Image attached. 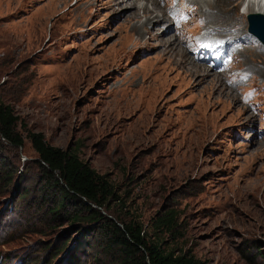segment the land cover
<instances>
[{"label": "rangeland", "instance_id": "1", "mask_svg": "<svg viewBox=\"0 0 264 264\" xmlns=\"http://www.w3.org/2000/svg\"><path fill=\"white\" fill-rule=\"evenodd\" d=\"M109 1L0 0V101L22 140L0 154L29 169L19 190V174L0 183V264H100L81 228L50 221L38 202L29 132L105 177L116 197L105 215L146 224L169 206L182 225L178 246L204 264H264V45L248 33L244 7L245 48L224 77L194 60L205 40L195 5L185 1L193 17L183 26L167 16L191 56L161 44L164 25L144 27L142 0ZM158 3L179 10L178 0ZM250 41L263 54L248 53ZM61 240L70 242L59 254Z\"/></svg>", "mask_w": 264, "mask_h": 264}, {"label": "trees", "instance_id": "2", "mask_svg": "<svg viewBox=\"0 0 264 264\" xmlns=\"http://www.w3.org/2000/svg\"><path fill=\"white\" fill-rule=\"evenodd\" d=\"M17 125L18 118L12 109L0 101V151L1 144L5 143L21 147L22 140L15 133ZM26 138L37 155L34 165L39 185L35 190L39 192L38 202L48 210L50 221L58 219L61 226L69 224L81 228L85 233L83 240L98 252L95 258L100 256L97 258L100 264H204L191 251L178 246L183 233L174 209L165 206L146 224L134 217L111 218L103 211L108 210L109 198L116 197L104 176L83 163L76 150L52 147L41 134L29 132ZM13 164V161L6 162L0 154V183L7 186L19 174L15 182L19 190L20 179L29 169L26 165L18 167ZM30 191L29 186L21 187L22 196ZM84 224L93 225L88 227L95 228L93 234L84 228ZM90 238L94 244L88 241ZM69 242L61 240L57 252L61 254ZM50 261L47 260V264Z\"/></svg>", "mask_w": 264, "mask_h": 264}, {"label": "bare ground", "instance_id": "3", "mask_svg": "<svg viewBox=\"0 0 264 264\" xmlns=\"http://www.w3.org/2000/svg\"><path fill=\"white\" fill-rule=\"evenodd\" d=\"M129 2L131 0H128ZM126 2L125 0H111L110 3L115 4V7L126 6L129 2ZM133 1V0H132ZM138 1V0H137ZM143 1V13H149L148 17H144L145 25L144 27H148L149 22L152 20L154 21L152 26H165V33L169 32V38L160 40L161 44L164 45L167 42H170L175 44L177 47H179V36L172 35L171 38V29H173V24L167 19V16H169L172 12V9H167L166 14V8L160 7L158 0H142ZM173 1V0H171ZM179 4L185 8V1L188 4H191L192 6H196L197 11V21L199 23V26L203 31L202 38L207 40L208 42H212V45H215V48L213 51L217 54L222 55V57L231 56V60L227 61L223 65V75L226 76V72L229 70L231 63L233 60H235L236 53H239L240 50L244 51L245 44L243 42L242 36L246 34L245 32V25L243 23V20L245 17L242 18L240 14L237 13V8L241 5L244 7L243 12L241 13L244 16L250 15V14H256L264 16V0H245L243 3L240 2L242 0H178ZM236 1H238L236 3ZM236 3V4H235ZM232 4H235L233 7ZM139 9L138 14L141 13L142 8L140 6H137ZM253 10V11H250ZM133 17L134 18V11ZM139 19V16L136 15ZM191 18L193 17L192 12L190 13ZM133 19V20H134ZM133 20H127V21H133ZM233 20V21H230ZM150 28H152L150 26ZM148 29L150 31H146L145 33L150 34L152 32V29ZM181 36V35H180ZM251 37V36H250ZM253 38V37H252ZM170 40V41H169ZM253 41V40H252ZM177 43V44H176ZM247 46L249 47L248 53L250 52H258L259 55L263 54L262 47H258L253 42H249ZM253 46V47H252ZM180 48V47H179ZM187 49L180 48L183 52L187 53L188 55L192 56L191 47H186ZM251 48V49H250ZM177 52V51H176ZM163 53V52H162ZM178 53V52H177ZM165 54V53H164ZM179 54V53H178ZM180 56V54H179ZM193 58V57H192ZM194 59V58H193ZM249 59V58H248ZM179 59H172L171 62L178 61ZM180 61V60H179ZM204 66V65H203ZM205 67V66H204ZM208 70V69H207ZM195 73H198L197 70H193ZM222 75V74H219ZM244 103V102H243ZM245 104V103H244Z\"/></svg>", "mask_w": 264, "mask_h": 264}, {"label": "water", "instance_id": "4", "mask_svg": "<svg viewBox=\"0 0 264 264\" xmlns=\"http://www.w3.org/2000/svg\"><path fill=\"white\" fill-rule=\"evenodd\" d=\"M248 32L264 44V16L250 14L247 17Z\"/></svg>", "mask_w": 264, "mask_h": 264}]
</instances>
